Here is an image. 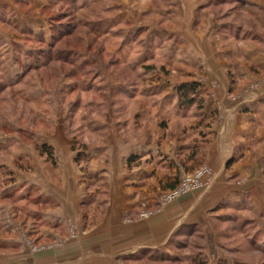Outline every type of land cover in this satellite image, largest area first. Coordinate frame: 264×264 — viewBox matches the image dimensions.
I'll use <instances>...</instances> for the list:
<instances>
[{
	"label": "crops",
	"instance_id": "0c3cea01",
	"mask_svg": "<svg viewBox=\"0 0 264 264\" xmlns=\"http://www.w3.org/2000/svg\"><path fill=\"white\" fill-rule=\"evenodd\" d=\"M193 3L194 32L177 36L185 48L162 58V70L148 65L145 82L115 85L138 106L124 117L115 111L80 164L62 141L51 146L50 175L13 168L14 186L34 187L48 203L34 210L43 222L24 240L16 217L4 229L0 264H139L192 228L213 230L230 211L264 208V0ZM192 86L188 105L183 92ZM201 166L214 175L210 187L161 208L180 168ZM148 210L157 212L138 220Z\"/></svg>",
	"mask_w": 264,
	"mask_h": 264
},
{
	"label": "rangeland",
	"instance_id": "374dc122",
	"mask_svg": "<svg viewBox=\"0 0 264 264\" xmlns=\"http://www.w3.org/2000/svg\"><path fill=\"white\" fill-rule=\"evenodd\" d=\"M193 2L0 0V236L16 217V233L24 240L43 222L34 210L48 203L34 187H15L13 168L26 176L50 175L55 151L50 158L42 146L70 141L76 162L89 145L96 146L115 111L124 117L138 106L120 97L115 85L145 82L148 65L162 70V58L185 48L177 36L193 31ZM149 53L152 62L144 59ZM205 168H180L178 187L182 171L193 176ZM213 179L212 174L175 200L174 193H163L160 207L205 191ZM156 212H142L138 220ZM229 214L214 221L215 231L192 228L168 250L143 254L139 264H264V208Z\"/></svg>",
	"mask_w": 264,
	"mask_h": 264
},
{
	"label": "built area",
	"instance_id": "2783aa9c",
	"mask_svg": "<svg viewBox=\"0 0 264 264\" xmlns=\"http://www.w3.org/2000/svg\"><path fill=\"white\" fill-rule=\"evenodd\" d=\"M212 171L210 168H205L201 171H198L196 174L192 175H188L185 171L181 172V176H180V186L177 187L175 190H171L169 192H171L173 194L172 196V200H175L176 198H179L182 194L190 191L192 188H196V187H201L203 186V181L205 180V178L209 177ZM208 174V175H207ZM189 182V183H187ZM191 182V183H190ZM147 214H143L142 218H144Z\"/></svg>",
	"mask_w": 264,
	"mask_h": 264
},
{
	"label": "trees",
	"instance_id": "16d2710c",
	"mask_svg": "<svg viewBox=\"0 0 264 264\" xmlns=\"http://www.w3.org/2000/svg\"><path fill=\"white\" fill-rule=\"evenodd\" d=\"M194 88H195L194 86L189 87L188 90H185V91L183 92V96L186 98V100H187L186 103H187L188 105H191L192 102H193V100H191V99H187V96H188L189 93L194 92ZM41 152L44 153V154H47L50 158H53V156H54V149H53L52 147H49V146H42V148H41ZM81 159H82V155L80 154L79 157H77V162L81 161ZM132 160H133V158H130V162H131ZM177 187H178V184H177V186H173V187L171 188V190H175Z\"/></svg>",
	"mask_w": 264,
	"mask_h": 264
}]
</instances>
